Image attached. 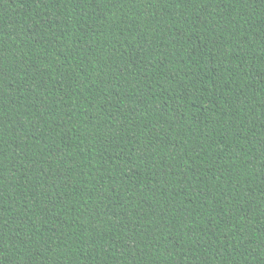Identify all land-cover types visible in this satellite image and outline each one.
Instances as JSON below:
<instances>
[{
	"label": "trees",
	"instance_id": "16d2710c",
	"mask_svg": "<svg viewBox=\"0 0 264 264\" xmlns=\"http://www.w3.org/2000/svg\"><path fill=\"white\" fill-rule=\"evenodd\" d=\"M0 264H264V0H0Z\"/></svg>",
	"mask_w": 264,
	"mask_h": 264
}]
</instances>
